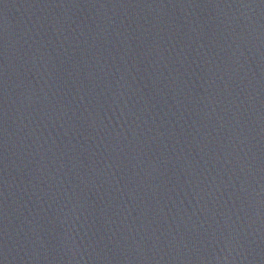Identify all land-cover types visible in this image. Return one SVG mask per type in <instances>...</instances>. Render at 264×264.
Segmentation results:
<instances>
[{"label":"water","instance_id":"water-1","mask_svg":"<svg viewBox=\"0 0 264 264\" xmlns=\"http://www.w3.org/2000/svg\"><path fill=\"white\" fill-rule=\"evenodd\" d=\"M0 264H264V0H0Z\"/></svg>","mask_w":264,"mask_h":264}]
</instances>
